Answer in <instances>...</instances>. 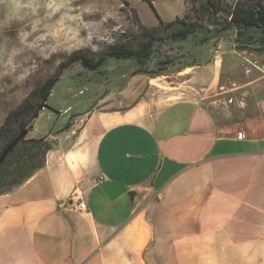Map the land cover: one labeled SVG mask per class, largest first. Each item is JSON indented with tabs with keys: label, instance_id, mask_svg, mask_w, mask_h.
Masks as SVG:
<instances>
[{
	"label": "crops",
	"instance_id": "obj_1",
	"mask_svg": "<svg viewBox=\"0 0 264 264\" xmlns=\"http://www.w3.org/2000/svg\"><path fill=\"white\" fill-rule=\"evenodd\" d=\"M238 31L45 135L42 165L0 194V264H264V35Z\"/></svg>",
	"mask_w": 264,
	"mask_h": 264
},
{
	"label": "rangeland",
	"instance_id": "obj_2",
	"mask_svg": "<svg viewBox=\"0 0 264 264\" xmlns=\"http://www.w3.org/2000/svg\"><path fill=\"white\" fill-rule=\"evenodd\" d=\"M234 1L227 0L228 3ZM128 2L127 6L122 3V0H77V3L82 6L92 5L100 8L102 12L113 13L115 19L109 20L108 27L116 29L112 33L116 41L123 38L124 35L134 37L138 32V21L134 17L132 7L136 8L139 20L146 26L157 24V16L164 21H169L175 15H181L185 9V0H128ZM188 7H191L189 2ZM189 15L192 16V13L190 12ZM85 18L98 19V15ZM190 43L191 41L172 43L166 46L162 51L175 54L174 61L160 65H156L152 61L143 70L134 67L129 60L106 57L99 68V71H104L98 72V70L86 68L79 61L71 59L72 56L78 57L84 54L96 60L97 55L104 52L107 47L101 46V50L98 52L85 49L74 52L71 56L58 57L60 63L54 71L52 66L57 58H54L53 61L41 62L39 76L22 89L19 86L13 87L12 81L0 78V124L6 115L24 101L34 89L36 90L60 69V77L46 97V106L39 111L34 120L28 123L32 127L26 137L39 138L49 132L61 135L67 124L72 123L81 113L90 111L102 96L108 94L109 98H114L112 104H116L118 98L127 96L126 99L132 101L143 91L145 82L149 80L148 77L156 78L159 74H170L165 76L169 80L173 77L172 73L188 67L186 63L194 56L193 45ZM185 53H189L191 57L181 56ZM201 58L205 59L202 55ZM21 96L24 98L21 99ZM79 122L80 118L76 123Z\"/></svg>",
	"mask_w": 264,
	"mask_h": 264
},
{
	"label": "trees",
	"instance_id": "obj_3",
	"mask_svg": "<svg viewBox=\"0 0 264 264\" xmlns=\"http://www.w3.org/2000/svg\"><path fill=\"white\" fill-rule=\"evenodd\" d=\"M188 2L190 9L194 11L193 16L185 14L170 21H163L157 16L158 23L151 26L143 24L139 20L136 8L132 7L131 10L138 21V32L134 37L124 35L114 44L108 45L104 52L99 53L96 60L84 54L78 57L72 56L71 59L98 72L104 71H99V68L106 57L129 60L134 67L143 70L152 61L156 65L173 62L175 54L162 51L172 43L209 39L220 31L232 27L237 29L238 34L239 29L242 31V29L255 28L264 35V0H235L232 3H228L227 0H188ZM122 3L129 5L128 0H122ZM210 25L215 26L212 29L215 32L213 35L206 31ZM199 30L201 31L199 36H195ZM181 56L190 55L185 53ZM201 61H203L201 55L194 54L186 65L200 64ZM60 73L61 70L58 69L6 115L0 124V159L18 133L46 106V97L59 79ZM51 146L52 141L47 136L22 137L0 160V194L11 190L31 176L42 165L45 153Z\"/></svg>",
	"mask_w": 264,
	"mask_h": 264
},
{
	"label": "clouds",
	"instance_id": "obj_4",
	"mask_svg": "<svg viewBox=\"0 0 264 264\" xmlns=\"http://www.w3.org/2000/svg\"><path fill=\"white\" fill-rule=\"evenodd\" d=\"M110 19L112 12L77 0H0V78L22 89L39 76L41 62L57 58L54 71L58 57L114 44Z\"/></svg>",
	"mask_w": 264,
	"mask_h": 264
},
{
	"label": "water",
	"instance_id": "obj_5",
	"mask_svg": "<svg viewBox=\"0 0 264 264\" xmlns=\"http://www.w3.org/2000/svg\"><path fill=\"white\" fill-rule=\"evenodd\" d=\"M135 74V73H134ZM32 127V125H28L26 126L25 128H23L19 133L18 135L14 138V140L12 141V143L10 144V146H8L6 148V150L4 151L3 155H2V158L5 156V154L22 138L24 137L28 131L30 130V128ZM1 158V159H2ZM0 159V160H1Z\"/></svg>",
	"mask_w": 264,
	"mask_h": 264
},
{
	"label": "built area",
	"instance_id": "obj_6",
	"mask_svg": "<svg viewBox=\"0 0 264 264\" xmlns=\"http://www.w3.org/2000/svg\"><path fill=\"white\" fill-rule=\"evenodd\" d=\"M239 137H241V134H239ZM72 199H75V193H71L70 200H72ZM77 207L80 209H86L87 208L86 203L84 201H79L77 203Z\"/></svg>",
	"mask_w": 264,
	"mask_h": 264
}]
</instances>
